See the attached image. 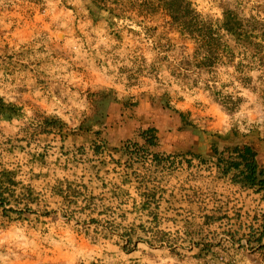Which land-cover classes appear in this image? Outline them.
I'll return each mask as SVG.
<instances>
[{
    "label": "rangeland",
    "instance_id": "rangeland-1",
    "mask_svg": "<svg viewBox=\"0 0 264 264\" xmlns=\"http://www.w3.org/2000/svg\"><path fill=\"white\" fill-rule=\"evenodd\" d=\"M191 3V8L188 0H177L176 5L179 15L192 12V18L183 22H192L196 35H185L183 42L179 38L170 56L159 49V65L148 66L132 51L127 58L122 53L112 57L103 50L108 43L99 40L97 65L90 66L89 57L77 49L71 36L64 40L54 27L27 30L21 26L24 19L16 25L17 15L12 13L51 9L46 0H0V98L17 110L0 115V179L8 178V172L26 175L33 170L30 162L37 164L36 173L61 174L71 152L62 143L69 133L63 128L87 119L84 115L96 101L95 94L100 101L108 94L123 99L160 93L202 129L264 132V36L246 33L250 28L263 29L264 17H246L244 9L250 7L244 6L240 15L245 17L226 19L239 35L221 39L217 13L203 14L198 0ZM257 7L264 10L263 4ZM99 154L90 194L77 185L68 198L44 197L27 193L19 179L11 184L16 186L13 192H6L11 185L0 180V193H8L0 197L5 203L0 204V264H119L123 260L138 264L131 261L137 257L122 259L118 254L134 250L156 252L166 263L172 262L164 255L168 251L181 259L188 257L190 264L239 260L232 245L215 240L208 241L214 253L201 252L204 225H212L206 229L209 233L219 230L226 235L233 226L221 224H234L237 216L233 203L237 197L229 189L237 183L216 166L196 159L191 165L179 161L175 166H157L144 155L130 159L112 148ZM83 157L77 160L81 164ZM120 157L117 164L114 160ZM62 186L59 183V189ZM152 193L167 209H153ZM10 209L30 211L16 215ZM3 210L10 217H3Z\"/></svg>",
    "mask_w": 264,
    "mask_h": 264
},
{
    "label": "crops",
    "instance_id": "crops-1",
    "mask_svg": "<svg viewBox=\"0 0 264 264\" xmlns=\"http://www.w3.org/2000/svg\"><path fill=\"white\" fill-rule=\"evenodd\" d=\"M191 1L188 0L189 8L194 5ZM198 1L203 14L209 11L217 13V31L221 39L227 35L234 37L239 35L234 25L226 24L227 18L240 19L245 16L250 18L258 14L264 17V10H260L257 7L258 4L264 5V0ZM31 4L33 5L34 3L31 2ZM46 4V7L51 9H46L43 12H38L37 10L28 12L29 9H27L12 13L17 15L16 25H21L20 20L24 19L21 26L27 30L39 27H54L58 33L63 34L64 40L67 39L68 35L71 36L76 43L77 49L85 57H89L90 66L97 65L95 61H97L100 54L99 40H105L108 43L103 50H109L112 57L122 53L127 58V54L132 51L137 53L140 61L148 62V66H155L159 65V63H156L159 60V53L157 52L159 49H164L170 56L176 50L179 38L183 42V40H187L185 35L189 37L196 35L194 30H192V22L186 21L192 18V12L189 11L188 15L184 16L179 15L176 5L177 0H46ZM244 6L250 8H245L244 13L246 15L242 16L240 14ZM184 19H186L185 22H183ZM244 29L246 30L245 27ZM246 33L250 36H264V27L263 29L260 27L250 28L246 30ZM208 35L214 34L209 32ZM236 45L235 43L233 48ZM91 91L92 89L89 93ZM97 96L95 94L94 98L96 101L93 102V105L91 104L90 112L85 114L84 118L88 116L86 120L92 121L98 109L106 113V138L109 148L119 146L124 140L133 137L139 128H158L161 134L160 141L166 147L172 146L181 140H188L191 137L189 132L179 133L177 128L180 123L179 116L171 113L166 104L168 103L174 109L177 108L173 106L174 102L171 98H163L160 93L144 92L139 96L123 99L120 97L113 98L108 94L101 98L100 101L97 100ZM80 122L78 121L73 126L69 125L71 128H63L64 131L69 130V133L63 136L62 143L69 145L70 147L65 148V151L69 150L71 152L65 156V159H67L64 160L65 166H63V170H65L61 174L58 172L53 177L55 174L52 173L47 177L46 173H36L35 167L37 164L30 162V167L33 170L26 172V175L21 173L17 176H14L15 172H8L6 173L9 176L8 178L4 176L0 179L2 183L11 185L14 180L19 179L25 183L26 188H29V190L24 188L27 193L30 191L33 194H42L44 197L61 195V198H68L77 185L80 188L77 187L76 189L81 191V189L85 188L89 194L92 193L90 184L94 180L93 178H97V159L101 156L93 149L92 141L94 137L89 136V139H87L83 133L78 131L79 125L82 123ZM92 126L94 130L100 128L94 122ZM79 151H81L80 154ZM81 154L86 159L81 161L83 164L77 161ZM20 163L22 164V162ZM6 167L13 170L12 166H9L10 168ZM21 168L16 165V169ZM92 168H95L96 172H93ZM88 179L90 180L89 184L86 182ZM61 182L65 186L67 185V188L62 186L59 189V183ZM35 183L39 187L35 186ZM11 187H8L6 192H13L12 189L16 186L11 185ZM229 189L233 190L232 194L235 198L237 197L235 202H233L237 216L232 220L234 224H221L222 219L219 220V223L221 226L233 227L229 234L225 235L220 233L219 230L209 233L206 229L212 225H204L201 230V241L205 245L202 249L207 248L214 253L215 248L211 247L212 245L208 241L215 240L220 244L225 246L230 244L235 248L239 259L235 264H264V251L247 245L248 239L253 240L255 243L261 232L264 222L262 218L264 213V191H256L239 184H235L233 188ZM5 195H8V193ZM153 196L154 204L156 203L153 209H164V207L167 209L168 206L160 204L156 193ZM229 204L232 205V202ZM202 219L204 220L205 217L203 216ZM262 241L264 243V238ZM118 254L122 259H125L124 257H137L131 261H137L138 264H190L188 257L181 259L170 251L164 255L173 263H166V259H161V256L156 252L139 251L137 254V251L134 250L132 252L122 251ZM158 259L161 261H157ZM128 262L130 261L123 260L119 264Z\"/></svg>",
    "mask_w": 264,
    "mask_h": 264
},
{
    "label": "trees",
    "instance_id": "trees-1",
    "mask_svg": "<svg viewBox=\"0 0 264 264\" xmlns=\"http://www.w3.org/2000/svg\"><path fill=\"white\" fill-rule=\"evenodd\" d=\"M166 105L171 113L179 116L180 123L177 127L179 133L189 132L190 139L181 140L166 147L160 141L161 134L158 128H139L133 137L124 140L121 145L112 149L121 157L128 156L130 159L144 155L157 166L165 164L175 166L179 161H185L191 165L195 159L200 164L211 163L216 166L220 174L229 176L232 182L256 191H264V132H259L256 129L242 132L235 128L227 132L205 130L188 120L184 112L172 108L168 103ZM8 112L16 113V107L13 104L5 103L0 98V115ZM106 117V113L98 109L93 119L100 126L99 129L94 130L93 122L89 119L84 120L78 128V131L83 133L87 139L89 136L94 137L92 144L96 153L109 149L106 138ZM121 157L114 161L119 164ZM2 195L0 193V197ZM3 202L4 200H0L2 206L5 204ZM10 210L16 215H22L27 209ZM2 216L10 217L6 210L2 211ZM262 218L264 221V213ZM263 238L264 222L258 240L254 243L253 240L248 239L247 245L264 251ZM128 243L133 242L129 239ZM124 249L130 251L127 246H124ZM204 249H202V253L210 251L207 248Z\"/></svg>",
    "mask_w": 264,
    "mask_h": 264
}]
</instances>
